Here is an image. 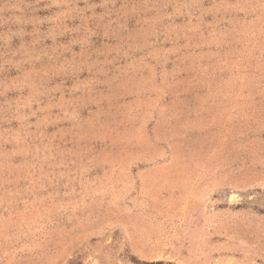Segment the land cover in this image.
<instances>
[{
	"label": "rangeland",
	"instance_id": "374dc122",
	"mask_svg": "<svg viewBox=\"0 0 264 264\" xmlns=\"http://www.w3.org/2000/svg\"><path fill=\"white\" fill-rule=\"evenodd\" d=\"M0 264H264V0H0Z\"/></svg>",
	"mask_w": 264,
	"mask_h": 264
}]
</instances>
